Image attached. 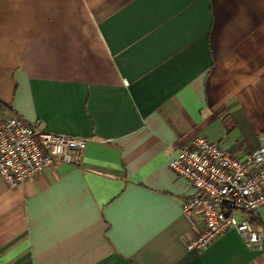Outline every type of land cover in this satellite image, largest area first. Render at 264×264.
<instances>
[{
  "label": "crops",
  "instance_id": "crops-1",
  "mask_svg": "<svg viewBox=\"0 0 264 264\" xmlns=\"http://www.w3.org/2000/svg\"><path fill=\"white\" fill-rule=\"evenodd\" d=\"M0 103L89 139L0 176V264H264L235 229L186 248L202 220L168 165L194 136L264 142V0H0ZM236 215L264 231V205Z\"/></svg>",
  "mask_w": 264,
  "mask_h": 264
},
{
  "label": "built area",
  "instance_id": "built-area-1",
  "mask_svg": "<svg viewBox=\"0 0 264 264\" xmlns=\"http://www.w3.org/2000/svg\"><path fill=\"white\" fill-rule=\"evenodd\" d=\"M89 139L43 129L40 120L28 122L6 113L0 103V176L9 187L20 184L59 163H74ZM169 168L185 178L194 193L182 203L189 216L197 210L200 232L186 242L188 250L205 249L216 237L235 229L246 244L259 246L264 231L239 220L264 205V142L235 157L203 136L192 137L172 158Z\"/></svg>",
  "mask_w": 264,
  "mask_h": 264
},
{
  "label": "rangeland",
  "instance_id": "rangeland-1",
  "mask_svg": "<svg viewBox=\"0 0 264 264\" xmlns=\"http://www.w3.org/2000/svg\"><path fill=\"white\" fill-rule=\"evenodd\" d=\"M239 213V212H238Z\"/></svg>",
  "mask_w": 264,
  "mask_h": 264
}]
</instances>
